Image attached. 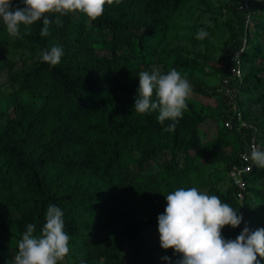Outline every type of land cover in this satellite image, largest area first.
<instances>
[{
    "label": "trees",
    "instance_id": "1",
    "mask_svg": "<svg viewBox=\"0 0 264 264\" xmlns=\"http://www.w3.org/2000/svg\"><path fill=\"white\" fill-rule=\"evenodd\" d=\"M194 1L121 0L94 21L60 16L63 27L49 13L47 37L42 20L30 35L21 26L23 39L0 21V264H12L29 223L40 234L49 205L61 208L70 236L62 264H168L163 256L174 264L173 249L160 246L158 216L180 187L217 195L243 216L222 229L225 239L264 228V169L239 158L252 146L264 151V0H226L227 18L204 40L195 38L199 20L185 24L191 30L180 24ZM198 1L212 8L218 0ZM245 14L252 30L237 35ZM52 46L64 51L55 66L36 58ZM237 52L244 69L232 61ZM216 60L224 66L211 67ZM154 68H175L192 86L174 132L163 131L171 121L161 125L158 113L134 112L138 73ZM211 99L216 108L202 104ZM212 125L218 132L206 141Z\"/></svg>",
    "mask_w": 264,
    "mask_h": 264
},
{
    "label": "clouds",
    "instance_id": "2",
    "mask_svg": "<svg viewBox=\"0 0 264 264\" xmlns=\"http://www.w3.org/2000/svg\"><path fill=\"white\" fill-rule=\"evenodd\" d=\"M114 2L118 5L121 0H19L18 4L13 0H0V21L10 37L23 39L21 26L24 35H30V26L42 20L40 36L47 37L53 23L47 14H59L54 22L63 27L60 16L80 13L94 21L103 15L106 4L111 6ZM209 35L205 28H200L195 38L204 40ZM238 53L240 60L242 52H237L236 57ZM63 55L61 46H52L50 50L39 51L36 58L55 66ZM239 66L244 69L241 62ZM138 76L134 112L158 113L156 118L161 125L171 121L163 131L174 132L192 92L186 74L182 76L175 68L167 73L154 68L151 72L140 71ZM231 126L225 124L226 129ZM234 153L241 152L236 149ZM239 158L240 161L250 159L258 169H264V151L255 146H252L250 156ZM247 188L248 184L240 183L237 199L243 201L246 198ZM166 201L165 211L158 216V232L160 246L164 250L173 249V254L178 257L174 264H260L258 256L264 258V228L250 231L245 226L235 239L223 237L222 229L238 227L243 216L228 203H223L219 196L201 192L196 187H180L166 194ZM63 216L61 208L49 205L39 235L34 234L36 226L29 223L18 242L12 264H62L70 251V236L64 231ZM162 260L173 264L169 256H163ZM80 264L85 261L81 260Z\"/></svg>",
    "mask_w": 264,
    "mask_h": 264
},
{
    "label": "rangeland",
    "instance_id": "3",
    "mask_svg": "<svg viewBox=\"0 0 264 264\" xmlns=\"http://www.w3.org/2000/svg\"><path fill=\"white\" fill-rule=\"evenodd\" d=\"M210 1H213V0H208L209 3H212ZM225 1L226 0H218L217 3L212 6V8L206 7L205 5L200 4L198 0L194 1L193 4L191 5V7L188 9L189 13L187 15L183 16L182 13L179 12L181 14L179 17L180 24L183 27L189 28V30H191V28L185 24H192V22H194L195 20H199V24L201 25V28H205L208 32H214V31L218 32V28L215 27V23L223 24L225 19L227 18L226 14H225V8H224ZM213 3H215V2H213ZM212 9L217 10L219 13L223 14L224 16H222L221 14H218V13H213L212 11H210ZM240 9H242V8L240 7ZM248 17H249V15L245 14L243 25H238V27H236L237 28V35L240 32L241 26H247L246 27L247 31L252 30V20H251V18H248ZM209 37H210V35H209ZM209 37H207L206 39H209ZM225 38H226L225 35H222V37H219L218 39L216 38L215 47H222V44L224 43ZM210 41L211 42L213 41V37L210 38ZM245 41H246V39H245ZM217 60L212 61L210 63V66L211 67L214 66V68H215V66H217V67L224 66V63H225L224 60L221 62H219ZM160 66L162 67V65H160ZM160 66H158V67H160ZM17 69H18V65H17ZM158 69H160V68H158ZM238 74H240V73H238ZM219 77H221V76H217V78H219ZM5 81H6V72H1L0 73V86ZM0 91H1V89H0ZM193 100H196L195 96H193ZM202 104L204 106H207V107H212L211 105H213V107L216 108L218 105V102L216 99L215 100L211 99L210 101H203ZM225 122L226 123H229V122L233 123L234 122V116L227 115L225 117ZM207 123H211V120H207L206 124ZM217 126H218V124H217ZM203 131L206 135V136L203 135L205 140L211 141L214 138L215 132L217 131V127L215 125H212L211 127L205 126L203 128ZM227 151H229V150H227ZM190 154H191V156L194 155V153H190ZM168 160H170V156L168 157ZM239 173H242V171H239ZM12 252H14V251H12Z\"/></svg>",
    "mask_w": 264,
    "mask_h": 264
},
{
    "label": "built area",
    "instance_id": "4",
    "mask_svg": "<svg viewBox=\"0 0 264 264\" xmlns=\"http://www.w3.org/2000/svg\"><path fill=\"white\" fill-rule=\"evenodd\" d=\"M242 8V7H241ZM250 18V16L248 17ZM233 61L237 64V66L240 65V60H239V53L237 54V57L235 59H233Z\"/></svg>",
    "mask_w": 264,
    "mask_h": 264
},
{
    "label": "crops",
    "instance_id": "5",
    "mask_svg": "<svg viewBox=\"0 0 264 264\" xmlns=\"http://www.w3.org/2000/svg\"><path fill=\"white\" fill-rule=\"evenodd\" d=\"M218 132V129H217V131L215 132V134ZM228 150H229V153L231 152V150H232V148H228Z\"/></svg>",
    "mask_w": 264,
    "mask_h": 264
}]
</instances>
